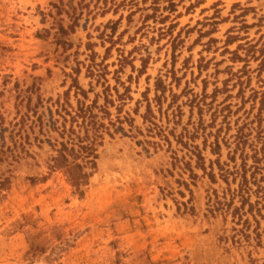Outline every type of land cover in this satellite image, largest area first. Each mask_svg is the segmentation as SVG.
<instances>
[{
  "label": "rangeland",
  "instance_id": "1",
  "mask_svg": "<svg viewBox=\"0 0 264 264\" xmlns=\"http://www.w3.org/2000/svg\"><path fill=\"white\" fill-rule=\"evenodd\" d=\"M263 59L264 0H0V264H264V201L212 212Z\"/></svg>",
  "mask_w": 264,
  "mask_h": 264
},
{
  "label": "trees",
  "instance_id": "2",
  "mask_svg": "<svg viewBox=\"0 0 264 264\" xmlns=\"http://www.w3.org/2000/svg\"><path fill=\"white\" fill-rule=\"evenodd\" d=\"M157 0H154L156 3ZM264 68V59L261 62L260 70ZM78 88L80 86L76 84ZM161 84L158 83V87ZM81 89V88H80ZM83 93L85 91L81 89ZM258 96V92H255V98ZM264 92L261 95L260 107L258 113L256 114V119L252 120L251 123L256 122V126L252 127L250 124L245 123L242 126H239L237 130V134L235 135L236 147L231 155L232 161L236 160V155L239 152L240 158L242 160L240 167L236 172H231L229 170H225L224 166L220 164V160H217L219 164V170L221 171V176L225 182L229 185L231 182L229 181V174H235L233 181L237 180L239 175L240 179L238 182V188L235 190L236 193L233 194L230 201L222 202L218 200L219 206L213 209V213L219 210L226 209V212H229L235 199L238 198L240 202V206H237L233 209L232 214L235 216L236 214H240L241 210L245 209L248 205V209L245 210V213L254 214L255 209L260 212L261 207L258 205L264 201ZM215 142L213 143V152L216 154H220L221 144L218 139V136H215ZM91 152L89 155H93L96 158V154H94V149L92 146L90 147ZM248 149L251 153L248 152ZM73 150V149H72ZM93 153V154H90ZM72 155V154H70ZM252 159V164L248 165V160ZM199 163L206 170L204 163V156L199 155ZM56 165H63L64 161H68V157L65 154H60L58 158H55ZM66 173L68 175L69 181L73 186L77 188L80 185L86 184L87 178L89 176L88 173L83 171V166L79 163H74V165H67ZM213 181H216V175L213 170V165L211 164V171L208 174ZM253 194L257 197L255 202H252ZM264 207V204L262 205ZM244 213L240 214V218L243 217ZM247 220V219H246Z\"/></svg>",
  "mask_w": 264,
  "mask_h": 264
}]
</instances>
